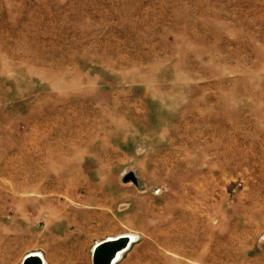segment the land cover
Instances as JSON below:
<instances>
[{"label": "rangeland", "instance_id": "374dc122", "mask_svg": "<svg viewBox=\"0 0 264 264\" xmlns=\"http://www.w3.org/2000/svg\"><path fill=\"white\" fill-rule=\"evenodd\" d=\"M63 197L134 227L128 264L264 246V0H0V220Z\"/></svg>", "mask_w": 264, "mask_h": 264}, {"label": "crops", "instance_id": "0c3cea01", "mask_svg": "<svg viewBox=\"0 0 264 264\" xmlns=\"http://www.w3.org/2000/svg\"><path fill=\"white\" fill-rule=\"evenodd\" d=\"M129 183L130 180L122 179L123 185ZM134 184L139 185V181ZM68 199L63 197L56 202L47 201L45 206H31L27 212L10 216L8 223L0 220V238L14 237L22 245L19 264L34 257H40L43 264H94V254L100 246L134 235L137 240L120 252L121 258L115 264L130 263L125 256L139 241L134 227L125 230L112 226L111 220L104 222L101 201L93 207L83 204L85 201L78 197L79 201H74L77 206H72ZM250 225L249 230L244 228L238 233V239H233L238 245L239 257L224 259V264H262L264 258L260 251H264V246L259 240L258 225L252 222Z\"/></svg>", "mask_w": 264, "mask_h": 264}, {"label": "water", "instance_id": "95a60500", "mask_svg": "<svg viewBox=\"0 0 264 264\" xmlns=\"http://www.w3.org/2000/svg\"><path fill=\"white\" fill-rule=\"evenodd\" d=\"M121 240L100 246L94 254V264H110V261L115 255V253H117L118 251H122L127 247L126 246L122 250H119V245L120 243H122ZM24 264H43V263L38 258H28L26 259Z\"/></svg>", "mask_w": 264, "mask_h": 264}, {"label": "bare ground", "instance_id": "6f19581e", "mask_svg": "<svg viewBox=\"0 0 264 264\" xmlns=\"http://www.w3.org/2000/svg\"><path fill=\"white\" fill-rule=\"evenodd\" d=\"M131 180H134V176H131ZM136 240H137V237L136 236H133V235L130 236V237L123 238L121 240L122 243H120V245H119V250H122L124 247L127 246V244L131 243L132 241H136ZM120 252L121 251H118L117 253H115V255L113 256V258L110 261V264H115L118 260H120V258H121V253ZM36 258H38L42 262V260H41L40 257H36Z\"/></svg>", "mask_w": 264, "mask_h": 264}]
</instances>
